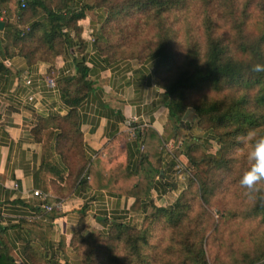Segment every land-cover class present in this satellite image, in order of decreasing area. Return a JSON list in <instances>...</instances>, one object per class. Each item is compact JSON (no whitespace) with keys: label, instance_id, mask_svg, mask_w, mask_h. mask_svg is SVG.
I'll list each match as a JSON object with an SVG mask.
<instances>
[{"label":"trees","instance_id":"obj_1","mask_svg":"<svg viewBox=\"0 0 264 264\" xmlns=\"http://www.w3.org/2000/svg\"><path fill=\"white\" fill-rule=\"evenodd\" d=\"M191 2L203 14L201 38L187 33L181 38V31L176 27L181 19L176 13ZM1 5L0 10H9L8 0H3ZM104 7L95 5L93 0H18L15 14L19 25L27 28L6 25L10 47L16 48V53L28 65L51 63L71 46L69 32H73L78 41L76 52L80 54L83 46L77 22ZM251 7L259 20L256 28L249 23ZM111 9L106 10L100 39L96 40L98 51L112 61L154 59L158 85L159 75L167 73L162 87L169 98L170 129L176 133L180 120L193 110L197 129L211 133L219 150L214 155L202 152L201 157L195 158L200 148L207 149L208 142L197 139L195 144L186 147L184 156L196 168L205 166L207 169L202 172L206 178L203 180L196 174L197 184L189 180L173 207L154 208L143 229L112 223L108 233H99L94 238L90 233L84 234L80 224L69 246L81 255L80 264H209L204 248L205 234L212 226L209 209L220 192H227L231 185L242 187L240 180L248 168L246 153L251 144L242 148L241 134L250 129L264 133V72L252 71L253 65H264V0H126L121 7ZM217 10L219 16L213 18ZM133 11L143 15L145 22L142 23L155 24V47H150L147 55L138 54L139 58L116 57L114 50L118 46L112 43L108 26L121 22L123 12ZM121 33L126 42L131 41L129 31ZM179 48L184 52H176ZM75 71L73 77L57 84L68 113L42 119L34 129L41 144L42 190L48 191L51 185L58 189V184L65 183L60 189L64 193L78 187L82 191L103 190L128 198L148 197L160 173L158 134L148 128L138 136L142 138L143 150L135 173H129L123 161H106L97 156L87 162L77 108L95 83L89 79L88 68L81 58L75 59ZM188 94L199 96V103L191 108L186 104ZM262 190L264 184L252 190L242 187V192L253 196L252 202L247 208L239 202L236 215L242 220L259 219L264 224ZM56 217L55 211L43 212L32 221L40 228L34 230L42 235L37 238L40 242L47 239ZM263 261L261 255L249 264H264ZM0 264H15L1 248ZM48 264H58V261L49 260Z\"/></svg>","mask_w":264,"mask_h":264},{"label":"crops","instance_id":"obj_2","mask_svg":"<svg viewBox=\"0 0 264 264\" xmlns=\"http://www.w3.org/2000/svg\"><path fill=\"white\" fill-rule=\"evenodd\" d=\"M16 2L8 0L9 10L1 9L7 16L0 31V248L15 264L63 262L72 254L69 243L80 224L83 232L106 234L112 223L136 226L138 219L154 208L173 207L188 186L183 168H176L181 166L178 160L186 159L184 150L198 129L193 118L190 127H185L187 116L180 120L176 133L170 129L169 98L156 83L154 59L112 61L98 51L96 40L100 39L104 10H93L77 22L82 53L76 52L78 41L69 32L71 46L51 63L28 65L16 48L10 47L6 28L7 24L27 28L18 23ZM79 58L95 83L77 108L85 160L90 162L101 156L106 161H123L126 170L135 173L143 150L142 138L138 136L150 128L161 140L160 173L144 199L103 190L82 191L78 187L64 193L60 189L65 183L58 184V189L51 185L48 191L42 190L41 144L34 129L42 119L68 113L57 84L75 75V59ZM27 80L30 85L25 83ZM47 81H53L55 86H49ZM199 138L215 142L211 133L201 132ZM33 191L47 194L48 204L62 203L43 243L37 239L42 235L34 231L40 228L32 222L37 212L43 214L37 208L38 199L32 197Z\"/></svg>","mask_w":264,"mask_h":264},{"label":"rangeland","instance_id":"obj_3","mask_svg":"<svg viewBox=\"0 0 264 264\" xmlns=\"http://www.w3.org/2000/svg\"><path fill=\"white\" fill-rule=\"evenodd\" d=\"M18 1V0H16ZM126 0H93L95 5L105 6L104 11H111V7H121L122 3ZM15 2V1H14ZM191 11V13L189 12ZM176 14L181 17L180 20L176 23V27L180 29V37L187 33L189 36L201 38L202 29L204 28L203 24V14L199 13L198 6L195 3H189L186 5L182 11L177 12ZM219 16L218 10L213 15V18ZM123 20L118 24L110 23L108 26L110 39L115 45L117 43L118 50H114L116 57H137L138 54L147 55L150 47H155V24H145L143 15L133 11L131 13L123 12ZM168 19V18H166ZM165 19V20H166ZM251 21L249 22L255 28L259 25V20L256 17V10L251 7ZM124 30L126 33L129 31L131 36V41L126 42L123 39V34L121 31ZM125 33V34H126ZM147 33V34H146ZM146 34V35H145ZM145 35V36H144ZM152 45V46H149ZM176 52L183 53V49H176ZM140 58H143L142 56ZM183 57L181 56V59ZM173 71H175L173 69ZM167 73L165 72L162 75H159V82L161 89L162 82H166ZM187 96V95H185ZM189 99L186 101V104L191 108L193 104L199 103L198 97L193 94H188ZM192 110V109H190ZM193 111V110H192ZM188 114V117L185 121V127H190V119L193 118L196 121V117L193 113ZM197 132H199L197 134ZM195 137H192V143H196L197 139L204 141L201 136V132L196 130V133L193 132ZM200 135V136H197ZM219 150V146L216 142L207 143V149L203 151V148H200L198 152L194 154L195 158L201 157L202 152L207 154H215ZM184 158V157H183ZM182 161L178 160L181 164L180 169L187 176V180H193L196 184V174H199V178L205 179L206 176L202 171H205L207 168L205 166H198L197 168L189 162L188 158ZM242 187L239 186H230V190L227 192L218 194L215 200L212 202L213 206L209 209V214L211 215L212 226L210 230L207 231L206 240H205V251L206 257L209 264H249L257 258H261V255L264 256V224L260 223L257 220H242L241 216H237V211L239 209V202H241V207L247 208L249 206L250 199L252 195H248L247 192H242ZM241 192V193H240ZM262 192L263 202H264V190ZM196 205V204H195ZM242 211V210H241ZM155 210L153 209L148 214L141 216L136 225V229L141 230L146 226L148 217L151 216ZM240 212V211H239ZM237 214V215H236ZM84 234L90 233L96 238L99 236L98 231H85ZM72 250V249H71ZM71 255L66 261L58 262V264H80L81 255L75 250L71 251ZM264 262V261H263Z\"/></svg>","mask_w":264,"mask_h":264},{"label":"clouds","instance_id":"obj_4","mask_svg":"<svg viewBox=\"0 0 264 264\" xmlns=\"http://www.w3.org/2000/svg\"><path fill=\"white\" fill-rule=\"evenodd\" d=\"M252 71L264 72V65L255 64ZM241 135L244 141L242 148H247L250 143L251 149L246 153L248 168L240 180V185L245 189L252 190L258 185L264 184V133H260L258 129H250ZM240 150L238 149V151Z\"/></svg>","mask_w":264,"mask_h":264},{"label":"built area","instance_id":"obj_5","mask_svg":"<svg viewBox=\"0 0 264 264\" xmlns=\"http://www.w3.org/2000/svg\"><path fill=\"white\" fill-rule=\"evenodd\" d=\"M5 15H6V12L0 10V21L1 22L4 20ZM25 83L27 85H30V81L29 80L25 81ZM47 83L51 87L55 86L53 81H47ZM31 100H32V97H29V101H31ZM176 168L178 170H180L179 166H177ZM13 188L17 189V185L14 184ZM32 197L38 199L39 204L37 205V208H41L43 210V212L60 211L61 208H62V203L61 202H54V203L48 204V195L45 194V193H42L40 191H33L32 192ZM40 214L41 213L37 212L33 219L39 218Z\"/></svg>","mask_w":264,"mask_h":264},{"label":"water","instance_id":"obj_6","mask_svg":"<svg viewBox=\"0 0 264 264\" xmlns=\"http://www.w3.org/2000/svg\"><path fill=\"white\" fill-rule=\"evenodd\" d=\"M4 23L0 21V31L3 29Z\"/></svg>","mask_w":264,"mask_h":264}]
</instances>
